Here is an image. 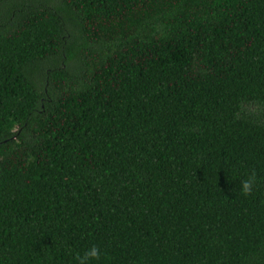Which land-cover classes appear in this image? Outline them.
Returning <instances> with one entry per match:
<instances>
[{
    "label": "trees",
    "instance_id": "16d2710c",
    "mask_svg": "<svg viewBox=\"0 0 264 264\" xmlns=\"http://www.w3.org/2000/svg\"><path fill=\"white\" fill-rule=\"evenodd\" d=\"M93 245L264 264V0H0V264Z\"/></svg>",
    "mask_w": 264,
    "mask_h": 264
},
{
    "label": "clouds",
    "instance_id": "9594fccd",
    "mask_svg": "<svg viewBox=\"0 0 264 264\" xmlns=\"http://www.w3.org/2000/svg\"><path fill=\"white\" fill-rule=\"evenodd\" d=\"M256 183V173L253 171L246 179L241 180L240 194L244 196H249L253 192L254 185ZM101 257V251L96 246L93 245L91 248L86 250L83 255L77 254L76 259L78 264H90L92 260H99Z\"/></svg>",
    "mask_w": 264,
    "mask_h": 264
}]
</instances>
